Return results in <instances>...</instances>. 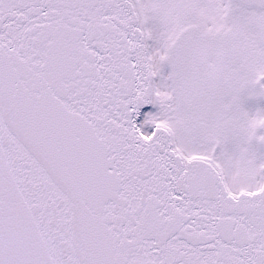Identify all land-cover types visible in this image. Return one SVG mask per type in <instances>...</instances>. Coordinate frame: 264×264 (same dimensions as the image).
Wrapping results in <instances>:
<instances>
[{
	"label": "snow or ice",
	"instance_id": "obj_1",
	"mask_svg": "<svg viewBox=\"0 0 264 264\" xmlns=\"http://www.w3.org/2000/svg\"><path fill=\"white\" fill-rule=\"evenodd\" d=\"M0 264H264V0H0Z\"/></svg>",
	"mask_w": 264,
	"mask_h": 264
}]
</instances>
